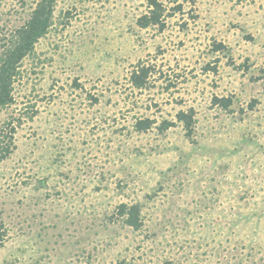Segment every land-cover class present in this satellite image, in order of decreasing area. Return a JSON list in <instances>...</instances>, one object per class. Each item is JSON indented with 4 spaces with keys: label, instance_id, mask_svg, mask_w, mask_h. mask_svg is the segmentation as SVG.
Returning a JSON list of instances; mask_svg holds the SVG:
<instances>
[{
    "label": "rangeland",
    "instance_id": "1",
    "mask_svg": "<svg viewBox=\"0 0 264 264\" xmlns=\"http://www.w3.org/2000/svg\"><path fill=\"white\" fill-rule=\"evenodd\" d=\"M37 1L0 0V55ZM156 2L56 0L0 109V264H264V0Z\"/></svg>",
    "mask_w": 264,
    "mask_h": 264
},
{
    "label": "trees",
    "instance_id": "2",
    "mask_svg": "<svg viewBox=\"0 0 264 264\" xmlns=\"http://www.w3.org/2000/svg\"><path fill=\"white\" fill-rule=\"evenodd\" d=\"M55 2L56 0H38L24 23L14 29L8 45L3 49L0 55V109L12 101V84L19 72L22 60L33 52L35 44L47 34L52 26ZM160 6V3L156 0H150L148 14H144L137 19L139 26L146 27L149 24L162 26L163 22L160 17L164 9L158 8ZM151 73L152 68L150 65L138 63L130 71V83L134 88L142 89L148 84ZM215 100L224 107H228L230 104L229 98L221 97L215 98ZM176 117L185 128L186 135L190 136L194 120L192 109L178 111ZM153 123L152 119H138L134 127L137 131H144L150 128ZM170 124L171 122L165 121L163 127L166 128ZM8 145V143L0 145V160L9 154ZM118 212L125 224L133 228H139L141 225L140 209L137 204L127 206L122 203L118 206ZM7 234L8 230L0 211V248L4 245Z\"/></svg>",
    "mask_w": 264,
    "mask_h": 264
}]
</instances>
